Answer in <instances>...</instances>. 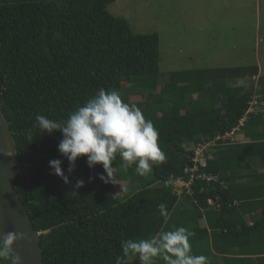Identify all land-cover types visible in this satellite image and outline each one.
<instances>
[{
	"label": "trees",
	"instance_id": "1",
	"mask_svg": "<svg viewBox=\"0 0 264 264\" xmlns=\"http://www.w3.org/2000/svg\"><path fill=\"white\" fill-rule=\"evenodd\" d=\"M116 1L0 0L1 110L17 143L14 187L41 233L44 263L116 264L121 241L185 227L192 254L205 255L209 264H264L260 67L164 74L159 34L135 33L127 19L110 13ZM101 88L118 91L157 129L166 160L152 163L150 177L138 175L135 164L125 169L118 154L117 184L101 181L102 165L89 168L87 157L69 174L58 152L62 133L33 127L37 115L66 120ZM206 143L202 166L195 152ZM55 159L70 184L52 174ZM77 180L85 186L75 189ZM132 264H140L138 258Z\"/></svg>",
	"mask_w": 264,
	"mask_h": 264
},
{
	"label": "clouds",
	"instance_id": "2",
	"mask_svg": "<svg viewBox=\"0 0 264 264\" xmlns=\"http://www.w3.org/2000/svg\"><path fill=\"white\" fill-rule=\"evenodd\" d=\"M35 120L33 127L44 134L52 135L56 131L62 133L58 152L68 160L69 174L75 171L79 158L87 157L89 168L102 165L106 175H99L101 181L117 184L119 168L113 166L117 154L125 169L135 164V171L140 176L151 172L152 163L166 160L158 143L159 133L153 123L145 119L138 107L125 103L116 90L99 89L97 95L69 113L64 121L49 119L44 115H37ZM25 136L30 144L33 143L32 129H28ZM62 163L60 159L49 161L52 174L60 177L65 184H70ZM84 186L83 180H77L74 188ZM158 207L160 214L166 218L167 206L161 203ZM191 236L187 228L178 227L149 239L123 240L122 256L116 258V264H132L135 258L140 264H156L157 259L166 264H209L205 255L192 254ZM23 239V233L7 232L3 235L0 264H21L14 247L18 240Z\"/></svg>",
	"mask_w": 264,
	"mask_h": 264
},
{
	"label": "rangeland",
	"instance_id": "3",
	"mask_svg": "<svg viewBox=\"0 0 264 264\" xmlns=\"http://www.w3.org/2000/svg\"><path fill=\"white\" fill-rule=\"evenodd\" d=\"M109 11L159 34L164 74L258 65L264 75V0H117Z\"/></svg>",
	"mask_w": 264,
	"mask_h": 264
},
{
	"label": "water",
	"instance_id": "4",
	"mask_svg": "<svg viewBox=\"0 0 264 264\" xmlns=\"http://www.w3.org/2000/svg\"><path fill=\"white\" fill-rule=\"evenodd\" d=\"M2 90L3 77L0 72V94ZM18 163L17 143L0 104V242L7 232L23 233L25 239L18 240L14 247L21 264H45L40 234L35 230L27 208L14 187Z\"/></svg>",
	"mask_w": 264,
	"mask_h": 264
},
{
	"label": "built area",
	"instance_id": "5",
	"mask_svg": "<svg viewBox=\"0 0 264 264\" xmlns=\"http://www.w3.org/2000/svg\"><path fill=\"white\" fill-rule=\"evenodd\" d=\"M245 122V119H242L240 121V126H242ZM236 130V129H235ZM234 132L233 131L232 133H227L225 136H218L216 139H215V142L217 140H220V139H226V138H232L233 135H234ZM214 145V143H212ZM211 146L210 143H206V144H202L200 146H198L197 150H196V154H195V158H194V161L197 162V163H200L202 166H204L206 164V159H205V152L208 150V148ZM176 187H183L184 185H187L189 187L190 183H185V182H176L174 184Z\"/></svg>",
	"mask_w": 264,
	"mask_h": 264
},
{
	"label": "crops",
	"instance_id": "6",
	"mask_svg": "<svg viewBox=\"0 0 264 264\" xmlns=\"http://www.w3.org/2000/svg\"><path fill=\"white\" fill-rule=\"evenodd\" d=\"M254 164V163H253Z\"/></svg>",
	"mask_w": 264,
	"mask_h": 264
}]
</instances>
